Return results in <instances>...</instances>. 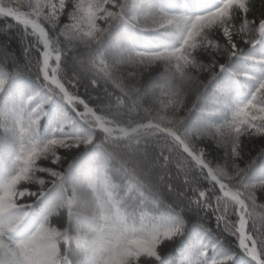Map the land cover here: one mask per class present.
<instances>
[{
    "label": "snow or ice",
    "instance_id": "obj_1",
    "mask_svg": "<svg viewBox=\"0 0 264 264\" xmlns=\"http://www.w3.org/2000/svg\"><path fill=\"white\" fill-rule=\"evenodd\" d=\"M0 18L22 44H0V195L23 205L0 210V264H264V0H0ZM190 83L183 135L134 107L136 87ZM133 135L170 211L127 223L159 193L122 160L126 196L85 215V149Z\"/></svg>",
    "mask_w": 264,
    "mask_h": 264
},
{
    "label": "clouds",
    "instance_id": "obj_2",
    "mask_svg": "<svg viewBox=\"0 0 264 264\" xmlns=\"http://www.w3.org/2000/svg\"><path fill=\"white\" fill-rule=\"evenodd\" d=\"M129 67H135V65H129ZM153 67H156V65H153ZM136 91L140 95L139 102L134 107L141 112L153 114V118L158 123L166 127H174L179 135L184 134V126L188 123L193 105L204 103V97L198 94L195 85L191 83L182 85L179 92L165 91L163 89L154 90L151 85H148L147 90L144 92H141L139 87H136ZM120 115L123 114L120 113L113 118L114 122L118 120ZM144 135L147 136L148 133L145 132ZM148 142V140L137 135L126 137L120 142L100 136L95 140L94 145H89L85 149L88 153L86 162H91L95 158H98L100 161L99 177L97 178L93 175L91 185L85 184L86 200L91 205L90 208H86L85 215H91V212L96 210L95 205L99 202L97 200L98 196L106 204L109 199L108 193L111 194L112 200L117 201L126 196L122 189L127 185L131 177L121 163L122 160L128 161L129 167L135 166L138 162L145 168L151 166V181L157 185L156 191L159 193L156 201H152L151 199L141 201V207L133 208L131 203H129L125 208L127 223L138 226L141 212H147L151 216L159 217L166 215L170 211V201L159 179L162 173L156 170L152 164V158L146 155L143 149V145ZM222 147L224 150H227L229 144H225ZM241 166L247 167L246 164ZM117 176H119V179H117ZM231 179L239 182L235 174L231 176ZM139 183L141 190L145 191L147 195V192L151 191L147 182ZM111 185H116L117 187L112 188ZM19 199H22V197L18 198L14 195L5 197L0 195V210H3L5 207H8L10 211L23 209V205L18 202ZM23 223L21 221V225L18 227H22Z\"/></svg>",
    "mask_w": 264,
    "mask_h": 264
},
{
    "label": "trees",
    "instance_id": "obj_3",
    "mask_svg": "<svg viewBox=\"0 0 264 264\" xmlns=\"http://www.w3.org/2000/svg\"><path fill=\"white\" fill-rule=\"evenodd\" d=\"M256 9L257 11L261 10L259 3L256 4ZM5 32H6L5 23L2 20V18H0V44L6 45L17 56H20L22 53V44L20 43V37L15 32L9 33L7 35L4 34ZM245 51L247 52V48L245 49ZM81 91L83 92V89H81ZM47 131H48V126L45 123L42 127V132L46 133ZM214 147L215 146H212L209 149V151L215 156L216 153L214 151ZM210 227L213 228L215 227L214 219L213 221L210 222ZM173 255H174V259L176 260V264H179L180 256H181L180 250L178 248L174 249Z\"/></svg>",
    "mask_w": 264,
    "mask_h": 264
}]
</instances>
